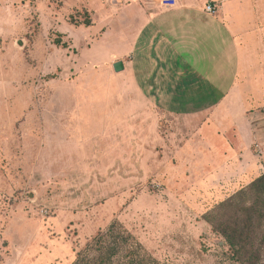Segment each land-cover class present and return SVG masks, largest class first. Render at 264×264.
I'll list each match as a JSON object with an SVG mask.
<instances>
[{
    "label": "rangeland",
    "instance_id": "374dc122",
    "mask_svg": "<svg viewBox=\"0 0 264 264\" xmlns=\"http://www.w3.org/2000/svg\"><path fill=\"white\" fill-rule=\"evenodd\" d=\"M116 1L0 0V264H70L113 221L161 264H240L205 215L264 174V97L233 136L214 107L163 113L108 72ZM208 127L240 168L206 162Z\"/></svg>",
    "mask_w": 264,
    "mask_h": 264
},
{
    "label": "crops",
    "instance_id": "0c3cea01",
    "mask_svg": "<svg viewBox=\"0 0 264 264\" xmlns=\"http://www.w3.org/2000/svg\"><path fill=\"white\" fill-rule=\"evenodd\" d=\"M177 1L172 9L161 8L158 0L116 1L121 8L118 26L104 33L105 39L111 32L110 39L119 42L113 48L105 40L111 47L105 54L110 59L108 72L116 73L113 63L121 60L124 69L114 76L120 81L128 79L144 99L168 115L206 116L214 107L211 118L220 126L219 120L225 116L236 129L199 131L206 162L220 168L235 163L240 168L236 162L240 141L229 139L228 132L240 134L239 124L248 122L246 106L264 97V10H260L264 0ZM210 1L218 8L216 15L204 11ZM228 105H241L242 109L224 115L220 110ZM221 157L225 160L218 164ZM242 172L240 169L233 176V183L248 178Z\"/></svg>",
    "mask_w": 264,
    "mask_h": 264
},
{
    "label": "trees",
    "instance_id": "16d2710c",
    "mask_svg": "<svg viewBox=\"0 0 264 264\" xmlns=\"http://www.w3.org/2000/svg\"><path fill=\"white\" fill-rule=\"evenodd\" d=\"M240 264H264V174L216 204L206 215ZM70 264H161L120 222L99 230Z\"/></svg>",
    "mask_w": 264,
    "mask_h": 264
},
{
    "label": "built area",
    "instance_id": "2783aa9c",
    "mask_svg": "<svg viewBox=\"0 0 264 264\" xmlns=\"http://www.w3.org/2000/svg\"><path fill=\"white\" fill-rule=\"evenodd\" d=\"M158 4L163 9H172L177 7L178 1L177 0H158ZM204 11L211 15H216L218 12V8L214 1L208 2L205 7Z\"/></svg>",
    "mask_w": 264,
    "mask_h": 264
},
{
    "label": "water",
    "instance_id": "95a60500",
    "mask_svg": "<svg viewBox=\"0 0 264 264\" xmlns=\"http://www.w3.org/2000/svg\"><path fill=\"white\" fill-rule=\"evenodd\" d=\"M113 68L116 72H120L124 69L123 62L121 60L113 63Z\"/></svg>",
    "mask_w": 264,
    "mask_h": 264
}]
</instances>
